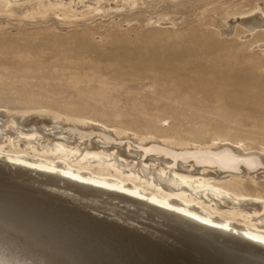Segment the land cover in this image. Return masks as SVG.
I'll use <instances>...</instances> for the list:
<instances>
[{"label": "bare ground", "instance_id": "obj_1", "mask_svg": "<svg viewBox=\"0 0 264 264\" xmlns=\"http://www.w3.org/2000/svg\"><path fill=\"white\" fill-rule=\"evenodd\" d=\"M99 1L0 0V14L29 4L27 18L74 19ZM263 8L238 11L220 33L239 22L240 38L259 36ZM165 17L146 22L171 24ZM9 107H0V264H219L220 254L264 264V141L36 96Z\"/></svg>", "mask_w": 264, "mask_h": 264}, {"label": "rangeland", "instance_id": "obj_2", "mask_svg": "<svg viewBox=\"0 0 264 264\" xmlns=\"http://www.w3.org/2000/svg\"><path fill=\"white\" fill-rule=\"evenodd\" d=\"M123 1L116 10L119 0H100L85 18L31 19L29 4L0 14V107L36 96L101 117L264 141V33L242 39L239 22L234 34L220 33L264 0ZM167 14L171 24L146 22ZM222 256L219 264L239 263Z\"/></svg>", "mask_w": 264, "mask_h": 264}]
</instances>
